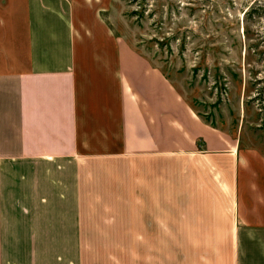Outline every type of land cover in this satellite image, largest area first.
I'll list each match as a JSON object with an SVG mask.
<instances>
[{
    "label": "crops",
    "instance_id": "0c3cea01",
    "mask_svg": "<svg viewBox=\"0 0 264 264\" xmlns=\"http://www.w3.org/2000/svg\"><path fill=\"white\" fill-rule=\"evenodd\" d=\"M105 5L0 0V264H264V154Z\"/></svg>",
    "mask_w": 264,
    "mask_h": 264
},
{
    "label": "rangeland",
    "instance_id": "374dc122",
    "mask_svg": "<svg viewBox=\"0 0 264 264\" xmlns=\"http://www.w3.org/2000/svg\"><path fill=\"white\" fill-rule=\"evenodd\" d=\"M103 1L199 114L264 154V0Z\"/></svg>",
    "mask_w": 264,
    "mask_h": 264
},
{
    "label": "trees",
    "instance_id": "16d2710c",
    "mask_svg": "<svg viewBox=\"0 0 264 264\" xmlns=\"http://www.w3.org/2000/svg\"><path fill=\"white\" fill-rule=\"evenodd\" d=\"M134 1H136V0H134ZM129 14L136 15L137 18H140V16L142 17L141 11L138 8H133V10H130Z\"/></svg>",
    "mask_w": 264,
    "mask_h": 264
}]
</instances>
